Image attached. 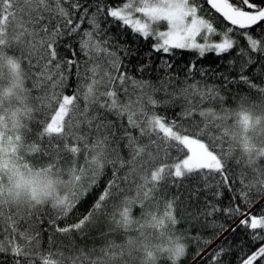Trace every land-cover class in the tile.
I'll use <instances>...</instances> for the list:
<instances>
[{
  "label": "snow or ice",
  "instance_id": "1",
  "mask_svg": "<svg viewBox=\"0 0 264 264\" xmlns=\"http://www.w3.org/2000/svg\"><path fill=\"white\" fill-rule=\"evenodd\" d=\"M256 74L264 0H0V264H182L184 214L221 212L250 238L235 264H264ZM76 233L100 246L57 243Z\"/></svg>",
  "mask_w": 264,
  "mask_h": 264
},
{
  "label": "trees",
  "instance_id": "2",
  "mask_svg": "<svg viewBox=\"0 0 264 264\" xmlns=\"http://www.w3.org/2000/svg\"><path fill=\"white\" fill-rule=\"evenodd\" d=\"M87 27V24L84 25ZM241 46H245L246 44L241 41ZM237 50H233L231 53L227 54L224 58V63L220 65V71H227L228 65L227 60L229 59H235L236 61V68L238 69L239 64L246 59V57H239L236 55ZM251 55L255 58L257 56L256 53H251ZM219 58H216L214 54H209L208 60L205 61L207 64L209 60H218ZM215 67V64L212 65ZM255 66H253L254 68ZM155 73H153V76ZM230 75L236 76L237 71H233L230 73ZM249 75H253L252 70H249ZM255 82L257 84L264 85V76H259L256 74L254 76ZM73 87L75 86V79L73 77V80L71 81ZM31 82H29V87H31ZM235 91V89H234ZM249 92V89L247 86L241 84L239 86V94L244 95ZM229 104L233 105V101L231 98L229 99ZM234 106V105H233ZM163 111V110H162ZM176 111V109H168V115L171 116L172 113ZM43 119V113H40L37 116L36 122L33 123L32 128L33 132H36L40 128L39 121ZM127 155V152L124 153ZM229 196L226 193L222 201L220 202L221 207H226L229 204ZM243 207V205H241ZM259 208V205H255L252 209L253 212H256ZM189 212L192 211V209L188 210ZM215 221V225L212 223V221ZM63 221H60L61 226H63ZM225 224L228 225V231L224 232L223 234L216 236V233L218 232V225ZM43 227L47 228L49 225L45 223ZM235 227V224L232 222V220H229L223 212L215 214L214 217H210L205 219L204 217H200L199 219H192L190 218L187 213L184 214L183 218L181 219L180 223L177 225V231L180 233H183L187 239L184 241L186 243L187 248V254L186 258H182V264H201L200 259L197 258L195 261L192 259L193 255L197 251V246L199 245L200 248L203 249V254L205 256L204 264H207V261L210 259V253L214 249L217 248L218 245H221L223 242L225 245H231L232 247V255L228 257L229 260L235 264L236 257L239 255V249L243 247L245 251L248 250V246L250 244V238L246 235L245 231L243 229H237L236 232H232L231 228ZM47 236L48 233H44V241H45V247H47ZM93 237L95 238V245H93ZM93 237L88 238L85 240L83 236L76 233L72 236H61L60 234L56 235L57 243H63L66 246H70L73 241H75L80 247H84L85 244L87 247L91 248L93 246L99 247L100 246V239L98 236L93 234ZM198 237V239H197ZM205 241H211L210 244L205 245Z\"/></svg>",
  "mask_w": 264,
  "mask_h": 264
}]
</instances>
